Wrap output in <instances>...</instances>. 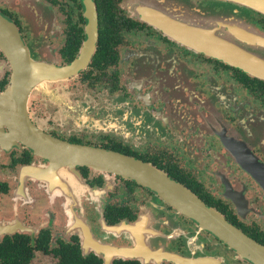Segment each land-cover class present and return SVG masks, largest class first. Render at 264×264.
<instances>
[{"label": "flooded vegetation", "instance_id": "1", "mask_svg": "<svg viewBox=\"0 0 264 264\" xmlns=\"http://www.w3.org/2000/svg\"><path fill=\"white\" fill-rule=\"evenodd\" d=\"M0 17L42 66L14 90L0 48V264H254L154 191L75 160L144 163L264 248V0H0Z\"/></svg>", "mask_w": 264, "mask_h": 264}, {"label": "water", "instance_id": "2", "mask_svg": "<svg viewBox=\"0 0 264 264\" xmlns=\"http://www.w3.org/2000/svg\"><path fill=\"white\" fill-rule=\"evenodd\" d=\"M145 17L147 23L156 25L167 36L195 51L232 64H239L248 60V56L242 55L230 47L222 46L221 42H217L218 40L210 33L196 31L187 27L188 30L180 29L182 26L184 27L183 24L175 23L169 19L160 23L156 19L157 17ZM11 26L10 23L0 17V48L7 53L14 67L15 86L13 89L21 88L25 94L30 89L29 84L42 77V66L30 61L22 48L20 39ZM31 135L37 139L34 134L31 133ZM60 146L56 144L52 147L71 154L70 149ZM79 155L86 157V159H76V162L109 170L154 191L203 229L233 248L242 258L254 264H264V248L226 223L220 215L203 205L189 190L172 181L162 172L139 161L114 153L87 150L79 151Z\"/></svg>", "mask_w": 264, "mask_h": 264}]
</instances>
